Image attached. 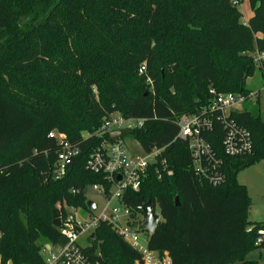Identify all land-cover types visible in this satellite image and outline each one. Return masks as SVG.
<instances>
[{"label": "trees", "instance_id": "trees-1", "mask_svg": "<svg viewBox=\"0 0 264 264\" xmlns=\"http://www.w3.org/2000/svg\"><path fill=\"white\" fill-rule=\"evenodd\" d=\"M248 1L253 16L244 24L231 0H0V264H43L45 243L66 244L53 225L56 206L88 210L86 190L109 188L87 161L109 141L98 131L115 113L144 120L131 135L144 153L164 148L173 171L160 181L150 169L123 199L139 229L147 202L160 215L148 248L172 264H256L246 256L259 250L264 223L250 222L238 175L264 159L260 107L231 114L250 132L252 155L226 156L220 123L205 136L221 160L218 185L196 175L176 140L180 119L209 106L211 90L247 97L248 79L259 73L264 83V63L254 64L264 52V0ZM53 132L80 151L61 180ZM84 250L96 264L140 260L106 223Z\"/></svg>", "mask_w": 264, "mask_h": 264}, {"label": "built area", "instance_id": "built-area-1", "mask_svg": "<svg viewBox=\"0 0 264 264\" xmlns=\"http://www.w3.org/2000/svg\"><path fill=\"white\" fill-rule=\"evenodd\" d=\"M238 1L234 4L238 6ZM264 63V52L254 54V64L261 68ZM146 73V66L142 65L139 74ZM261 92H264V83L261 91H251L249 95L242 96L234 93H216L211 90L212 103L200 110L198 114L184 116L180 119L179 133L176 140L187 145L193 157L196 175L204 181L213 185L223 182L221 173V160L214 154L206 135L213 131L215 125L220 123L225 135L223 137V150L228 157H244L252 155L253 141L250 132L238 125L232 118V112H238L237 107L245 103H262ZM145 121L125 118L119 113L112 114L104 119L98 131L99 137H108L118 131L128 130L130 134L144 127ZM128 135V136H129ZM50 136L56 137L61 145L58 154L55 180H61L71 165L73 159L80 153L77 147L72 146L66 136L53 132ZM135 143L138 142L135 140ZM139 152L136 146L129 148L122 138L119 141L104 142L100 147L94 149L87 161V169L95 174H101L108 182L109 188L104 185H93V192L104 199L101 210H84L87 219H81L78 209L73 206H58L61 220V228L58 229L65 238L64 246L48 245L43 248V264H96L86 255L84 248L80 245L82 237L92 239L96 235L97 228L103 224H109L115 233L122 238L131 248L140 254V260L135 264H172L167 252L159 253L148 248V243H141L139 228L134 225L131 210L123 203L127 192L137 193L150 169L155 170L158 180L163 181L173 176V171L166 158L163 149H156L151 153H144L140 146ZM74 195L78 194L73 190ZM256 246L264 252V228L258 232Z\"/></svg>", "mask_w": 264, "mask_h": 264}, {"label": "rangeland", "instance_id": "rangeland-1", "mask_svg": "<svg viewBox=\"0 0 264 264\" xmlns=\"http://www.w3.org/2000/svg\"><path fill=\"white\" fill-rule=\"evenodd\" d=\"M238 1V9L242 13V23L247 24L248 14L251 13L252 9L248 0H231ZM247 86L252 91H261L263 87V81L259 76V73H256L253 78L248 79ZM262 103L260 105L261 116L264 120V92H261ZM238 112L248 110L254 113H257L259 107L257 103H247L244 106L237 107ZM86 137L87 134H84ZM124 141L129 146V148H133L136 146L137 151L139 152V145L135 143V138L133 135H129L124 137ZM238 181L240 184L244 185L247 188L248 197L251 203V210L249 213V220L252 224L264 223V159L254 164L248 166L247 168L240 171L238 175ZM88 201L94 202L98 209L101 210L105 204L104 199L97 193L93 192V190H89L87 192ZM58 208V205L56 206ZM79 215L81 219L86 220L87 214L83 209H78ZM141 227V226H140ZM139 238L141 243L146 244L149 238V234L146 232L139 230ZM80 245L83 248H87L91 245V240L87 237H82L80 240ZM50 244L45 243L44 247ZM246 260L252 261L256 264H264V252L260 250H253L247 256ZM8 264H12L9 262Z\"/></svg>", "mask_w": 264, "mask_h": 264}, {"label": "water", "instance_id": "water-1", "mask_svg": "<svg viewBox=\"0 0 264 264\" xmlns=\"http://www.w3.org/2000/svg\"><path fill=\"white\" fill-rule=\"evenodd\" d=\"M129 134H130V131L128 130L114 132L109 136V140L111 142H116L128 136ZM176 203L179 204L178 198H176ZM87 208L89 211H94L96 210L97 205L92 201H88ZM141 212L144 217V222L140 227V231L146 232L147 234H149V236H152L156 232V229L158 227L161 217L156 211L152 209V205L150 201L147 202L142 207ZM59 216H60L59 211L54 210L53 211V217H54L53 225L57 229H60L62 226ZM95 237L96 235H92V239H95Z\"/></svg>", "mask_w": 264, "mask_h": 264}, {"label": "crops", "instance_id": "crops-1", "mask_svg": "<svg viewBox=\"0 0 264 264\" xmlns=\"http://www.w3.org/2000/svg\"><path fill=\"white\" fill-rule=\"evenodd\" d=\"M252 16H253V13H252V11H251V13L248 14V17H247V21H246V23L249 22V20L252 18Z\"/></svg>", "mask_w": 264, "mask_h": 264}]
</instances>
